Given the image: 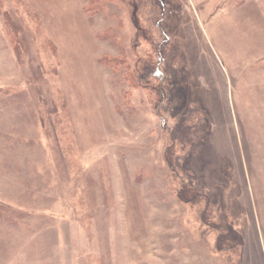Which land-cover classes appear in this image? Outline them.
<instances>
[{"label": "rangeland", "instance_id": "1", "mask_svg": "<svg viewBox=\"0 0 264 264\" xmlns=\"http://www.w3.org/2000/svg\"><path fill=\"white\" fill-rule=\"evenodd\" d=\"M162 1L0 0V239L23 216L81 264H264V0Z\"/></svg>", "mask_w": 264, "mask_h": 264}, {"label": "crops", "instance_id": "2", "mask_svg": "<svg viewBox=\"0 0 264 264\" xmlns=\"http://www.w3.org/2000/svg\"><path fill=\"white\" fill-rule=\"evenodd\" d=\"M2 96H5L6 98H10L12 97V94H4ZM11 110L15 112V109L7 108V111L10 112ZM11 122L12 121H10L9 130H14L13 127H11ZM6 124L8 128V122ZM5 159H6L5 161L10 166L9 168H7V171L4 172L5 178H2V183L10 187V189L15 188L16 193L21 194L22 192L20 191V189L22 187L21 184H23L21 180H24L22 178L23 175L21 173L23 170L25 171L24 176H26L27 174L28 157L27 156H20V157H10L9 156V157H6ZM17 164L21 167H18ZM33 171H32V174H34ZM32 177L33 179L35 178L38 179V177H34V175H32ZM2 203L4 202L2 201ZM6 205L9 208H11V205L7 203ZM5 209L8 210V208H5ZM5 209L2 207V205H0V210L4 211ZM16 220L19 223L20 227L22 228L23 233H21L22 235H20L19 239H17L16 237L15 239H12L11 237L9 238L3 237L0 239V243L3 242L4 244L3 247L0 246L1 263L5 262L4 264H81V260L84 258L85 255H69V253L67 254L66 252H64L65 248L61 252L60 250L61 247L58 246L60 245V238L56 230H55L56 236L53 237L51 235L50 237L49 233L45 234V230H43V223L40 222L39 225L37 224L35 225L33 224L34 226L32 225V228H31L32 232L30 231L28 235V231L26 229H28L29 222L27 218H23V216L21 218V216H19V217H16ZM57 228H58V225H57ZM22 243L24 245L20 246L22 245ZM26 243H27L28 248L25 246ZM12 246L14 248H12ZM40 246H43L45 250L40 252ZM71 250L69 251L71 252ZM7 251L8 253H6ZM3 252H4V255H1L3 254Z\"/></svg>", "mask_w": 264, "mask_h": 264}, {"label": "trees", "instance_id": "3", "mask_svg": "<svg viewBox=\"0 0 264 264\" xmlns=\"http://www.w3.org/2000/svg\"><path fill=\"white\" fill-rule=\"evenodd\" d=\"M142 1L143 0H136V3L138 4V6H139V3H142ZM147 1L153 2V3H156L157 2V0H144V2H147ZM103 2H105V0H88L87 5L85 7L86 13L88 15L96 14L99 10H101V7L103 5ZM136 3H135V5H136ZM162 3H163V1H162ZM142 6H143V4H142ZM12 41L14 42L15 49H19V47H20L19 40L15 39L13 37L12 38ZM166 44H167V41L166 40H162L161 42H159V43L156 44L157 45V48H155V52L157 54V59H156V62L154 64V67L155 68L152 71L153 73L151 72V75H152V77L157 78L159 80H162L163 79V74H162V71L160 70V64H161V62L163 60V53H164V48H165ZM117 60L118 59H115V58H112V57L106 55V56H104L101 59V62H103V63L105 62V63H108V64H111L112 65V64H116V61ZM148 63H149V61H148ZM139 65H140V63H139ZM129 76L132 78V80H130L129 78H127V80L131 84V87L137 88L139 85L141 86V83H140V80L139 79L133 78L132 75H129ZM157 90L160 93H162V91H163L161 89V86L160 85H158ZM128 94H129L128 92H126V91L124 92V95L127 96ZM184 188H185V186L183 185L181 187L180 191L178 192L179 195H180V196L179 195L178 196H179V198L181 200H183ZM225 244H228V245L231 244L233 246H237V245L239 246V245L242 244V237H241V235H239L238 232L235 231V229L232 226L225 227L224 232L220 233V235L218 236V239H217L216 249L217 250H221L222 247L227 246Z\"/></svg>", "mask_w": 264, "mask_h": 264}]
</instances>
